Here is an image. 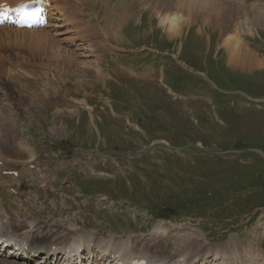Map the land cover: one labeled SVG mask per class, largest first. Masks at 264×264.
Returning <instances> with one entry per match:
<instances>
[{
	"label": "rangeland",
	"instance_id": "rangeland-1",
	"mask_svg": "<svg viewBox=\"0 0 264 264\" xmlns=\"http://www.w3.org/2000/svg\"><path fill=\"white\" fill-rule=\"evenodd\" d=\"M60 2L61 0H55L54 7ZM125 2L126 8H131L135 3L134 0H125ZM137 2L142 4L138 0ZM146 3L147 1L141 6L145 8L143 5ZM172 4L175 7L177 3L174 0L167 2V6ZM217 4H219L217 1L215 5L213 3L214 6L211 4V8L217 7ZM162 5L166 7L164 3L155 6L158 24V14L167 12V9L162 10ZM65 6L62 4L60 9L64 10ZM171 8L169 7L168 11L172 10ZM260 10L263 14H260ZM147 11L151 14L149 10ZM216 13L212 11L209 15ZM131 16L133 15L129 13V17ZM230 17L232 18L228 21L229 25H223L221 21H226ZM236 19L248 24L250 31L233 25ZM73 21H77L75 17ZM203 21L201 19L197 22H186L177 34L171 36L164 31L163 24H159L163 29L158 28L155 20L150 24L144 21L138 22L136 18L126 26L125 36L126 38L128 36L130 41H133L135 33L130 26L134 25L139 29L135 40L147 39L150 28L154 27L157 28L156 34L161 33V37L157 38L161 50L168 52L174 50V45L164 42L165 39L175 41L178 46L181 44L184 46L183 53L178 56L186 64L176 59L172 60L173 58L170 57L165 67L166 74L162 73V81L164 86L175 93L191 89L181 101L194 102H189L191 111H188L184 109L181 101L169 95L162 86L160 88L155 83L147 87L143 84L134 85L124 78L116 77L119 84L108 86L106 91L110 100L114 102L111 108L127 113L143 131L136 132L131 127L125 128L120 122L107 120L105 105L90 103L104 118V124L99 128L100 133L108 144L109 152H106L114 153L117 161L97 159L78 148L101 149V145L86 120L74 121V114L70 110L62 109L63 112H57L60 111L58 109L53 112L54 114L52 111H48L47 114L32 113L36 124L33 126L30 122V127L21 140L29 145H35L37 153L42 151V144L52 143L56 153L53 155L55 157L47 161V169L52 172L51 168L54 167V171L63 176L67 182L55 192L25 190L23 192L25 204L18 205L15 200L7 197L16 212L28 215L30 213L24 210L28 207L39 215L38 209L42 214L41 219L52 222L57 220L60 224L68 223L59 227L60 230L54 234L56 237H66L72 226H78L82 230H92L98 234L146 236L147 240L143 239V241L147 243L133 240L134 245L138 249L153 252L161 258V262L168 258L172 260L165 262H175L183 257H187V260L191 259V254L199 253L198 251L202 249L206 250L208 244L224 242L228 237L226 243L234 241L233 235L239 237V244L243 246L256 243L257 246L264 247V216L261 215L264 210L262 208L264 206L262 201L264 197V3L254 4L249 16L244 13L243 20L239 17V12L234 15V13L230 14L229 10V16L224 14L223 19L217 14L216 19L212 18L207 23ZM203 27H207L206 31L202 29ZM230 33L235 34L245 49L253 53L259 63L258 67L249 70L229 65L228 50L222 43ZM55 35L62 36V34ZM246 35L250 36L251 48L245 39ZM117 36L119 40L122 39L121 31ZM91 40L90 45L94 50L93 37ZM80 43L82 50L90 53L83 48L81 39ZM153 44H156V39L152 34L147 39V45ZM57 53L61 58L69 60L62 51ZM244 53L242 56H245ZM78 54L85 59L91 56L81 52ZM153 54L158 55L157 52ZM195 56L200 57L201 61L199 62ZM124 58L135 68H143L147 60V56L126 55ZM153 61L157 62L156 59ZM164 62L165 59L162 60V65ZM74 63L84 65L85 68L94 64L89 60ZM150 64L151 67H155L154 64ZM179 65L183 68L187 65L192 75ZM177 80L186 82L182 86ZM196 93L200 97L195 96ZM206 97L209 100L203 101ZM37 120L41 122L43 129H35L38 127ZM123 135L130 137L131 141ZM164 141L169 143L171 149H177L176 153L179 151L183 155H171L159 147L150 148L149 153L146 154L138 153L143 152L152 142ZM110 147L115 150H110ZM129 166L132 167L131 171L127 170ZM89 167L111 170L115 177L92 178L88 172ZM83 172L86 175H82ZM112 173L110 176H113ZM119 176L121 177L116 180ZM74 181L79 187L72 185ZM80 183L87 188L84 189L85 193H92L90 196L81 192ZM116 183L120 185L116 187ZM98 197L102 198L100 202L92 200ZM124 202L132 208L123 210ZM117 203H120L121 207L117 208L115 206ZM167 205L172 210L167 209ZM142 208L149 211L141 210ZM250 210L256 211L255 218L252 216L254 212L244 213ZM150 212L153 217L147 215ZM154 221H157L153 230L154 235L165 236L164 234L169 232L168 228L172 229V236H183V232L190 231L191 227L197 230L188 233L184 237V242H175L177 246L175 250L172 236L162 239L161 247L165 254L174 250L173 253L164 255L159 241L151 243L150 237H147ZM169 221L172 226H169ZM165 225H168V228ZM199 229L203 231L207 241H203L205 238ZM155 231L157 233H154ZM230 234L233 235L229 236ZM116 238L125 243L136 239V237L123 239L119 235ZM213 248L217 247H209V249Z\"/></svg>",
	"mask_w": 264,
	"mask_h": 264
},
{
	"label": "bare ground",
	"instance_id": "bare-ground-1",
	"mask_svg": "<svg viewBox=\"0 0 264 264\" xmlns=\"http://www.w3.org/2000/svg\"><path fill=\"white\" fill-rule=\"evenodd\" d=\"M54 1L55 0H53V3H54ZM134 1H135V3L131 6V8H126L124 5L117 4L115 7L116 15L114 18L118 22L115 25H113V21L107 22L106 25H107V27L112 29V32H113L112 39H114L111 43V47L109 48V50L114 46L115 43L116 44H119V43L122 44V39L119 40L117 35L120 33L121 29L123 28V25H125L127 20H131L134 18L135 11L132 8H134L136 6H139L142 9H148L149 8L148 6L152 7V9L151 8H149V9L151 10L153 15L155 16L157 14V12H156L157 10H155V6L158 7V6H160V4L164 3L166 5V7L164 5H162V10L167 9V12L165 14H163L159 11L161 14H158V20H159V24H163L164 31H166V33L169 36H171L173 34L174 35L177 34L179 32L180 28L186 22H189V21L190 22H197L198 20L203 19V20H205V21H203V23H207V21L212 20V18L216 19L217 14L219 15V17L221 19H223L224 14H228V16H229V10H230V14L234 13V15H235L236 13H238L237 10L242 9L244 11V13L247 16H249V12L254 5L251 3L246 4V3H243L240 1H234V0H230V1H227V0H193V2H190V0H188V1L187 0H185V1L184 0H174V2L176 1V3H177L176 6L174 7L175 3L172 4V6H167V2L170 0H153V1H151V0H138L142 4H144V2L147 1V3L145 5H143V6H145V8H143L141 6L142 4L140 5L137 2V0H134ZM216 1H217V3L219 2V4H217L218 6L211 8V4L213 5V3H214V5H215ZM10 2L14 3L16 1L10 0ZM189 3H191L190 6H189ZM258 4H261V3H258ZM169 7H172L171 8L172 10L168 11ZM122 8H125V10L122 11ZM126 9L128 10V12ZM59 11L61 12L62 9H60ZM212 11H216L217 13L209 15ZM129 13L132 14L133 16L129 17ZM260 14H263V12L261 10H260ZM231 18L232 17H230L226 21H221L222 24L223 25H229L228 21ZM74 22H76V21H74ZM233 25L241 26L244 30H247V31H250V29H251V28L249 29L248 24L243 23L239 19H236L234 21ZM252 25H253V23H252ZM113 26L115 28H112ZM223 29L225 30V28H223ZM0 30L1 31L16 32L14 35V38L21 39L22 41L26 40V37H25L26 34L36 32L33 30L10 29V28H4V27H0ZM79 32H80V29L74 30V33H76V34H78ZM97 32H99L101 34V42H99V44H104L102 41L107 42V38H108L107 33L105 31H103V29L101 27H99L98 29L93 30L91 33L83 35L80 37V39L83 42V48L87 49V51L94 52L90 43L92 41L91 37L96 36ZM38 33H40L39 35L43 34L44 36L52 35L48 32H44V31H39ZM57 34L64 35L63 33H57ZM6 38L10 39V40L12 39L9 35H7ZM1 40H4V37L0 33V41ZM224 41H226V42H224ZM229 41H231V43H229ZM222 45L225 49L228 50L227 60L230 61L229 62L230 66H232V65L239 66L242 69H249V70L252 68L258 67L259 63L256 60L253 53H251L245 49L244 45L238 40V38L236 37L235 34L230 33V34L226 35V37L223 39ZM58 51H62L65 55V52L68 50H66L63 47V48L59 49ZM243 52H245L244 53L245 56H242ZM75 55L77 56L79 54L75 53V52H68V54L65 55V57L69 59V57L72 58ZM90 55H91V53L86 54V56H90ZM91 56H93V55H91ZM96 56H98V55H96ZM90 57H88L87 59H89ZM73 62H75V61H73ZM82 66H83V68L86 67V66L84 67V65H82ZM19 146L26 153L25 158H27V159L32 158L36 155L34 152V149L31 147V145H29L28 143L24 144L21 139H20ZM16 220H20V221H15V219H13V220L9 219L8 223H5L0 218V230L5 232L7 235H12V236L17 237V238H22V239H25L28 241H34V242H39L40 240H46L45 236L42 234L43 232H46V229L49 230V232L51 231L53 233H57V230H54L53 227H55V226L60 227L61 226L60 224H56L55 222L50 221L47 224L46 228H44L43 226L37 227V223L32 222V221H28L25 218H23V219L17 218ZM161 227H164V226L161 225ZM57 229H59V228H57ZM193 232H195V231H193ZM154 233H157V231H155ZM190 233H192V232H190ZM196 233L201 235V233H199V232H196ZM68 234H72V235H74V237H72V238L67 237L66 238V237H56V236L52 235L49 239L53 240V241H60L61 243H63L64 240H66V239L72 241L75 238H77V239L83 240L84 244L87 246V248L88 249L90 248L91 243L88 242V238H89L88 236L90 233L88 231H86L85 229L82 230L80 228H77V226H72L68 230ZM159 235H161V234H159ZM92 236H93V234H91L90 237H92ZM233 238H234V241L226 243L227 246L235 247L238 245L236 237L233 236ZM144 239L147 240L146 238H144ZM133 240H138V239L137 238L131 239V242H126V243L123 241H117L116 245L118 244V247L113 246L110 251L107 250L106 252L104 250H101V253H102V255L106 254L108 257L113 256L115 253H118L119 258L121 260H125V261L129 260L133 257H141V258L145 259L146 264H193L196 261V258L187 260V257H183V258L178 259L175 262H165L166 260H172L171 258H168V259L164 260L163 262H161L162 261L161 258L159 256L155 255L153 252H151L147 249L136 248ZM150 240H151V243H155L158 241V240H154V239H150ZM139 241L146 242V241H143V238H141ZM130 245H132V246H130ZM210 247H213V246H210ZM176 248H177V246H176ZM103 252H105V253H103ZM12 255L14 256L13 259L21 258L20 254L17 255V254L12 253ZM12 263L15 264V262H12Z\"/></svg>",
	"mask_w": 264,
	"mask_h": 264
},
{
	"label": "snow or ice",
	"instance_id": "snow-or-ice-1",
	"mask_svg": "<svg viewBox=\"0 0 264 264\" xmlns=\"http://www.w3.org/2000/svg\"><path fill=\"white\" fill-rule=\"evenodd\" d=\"M33 2H39V0H33ZM39 11V9H33L31 3H21L17 7L0 4V20H7L9 15H15L19 23L27 24L36 19Z\"/></svg>",
	"mask_w": 264,
	"mask_h": 264
}]
</instances>
